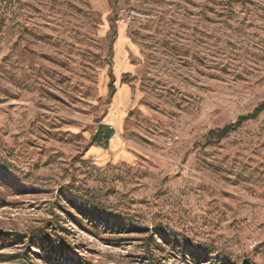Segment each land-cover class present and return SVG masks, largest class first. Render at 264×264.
Masks as SVG:
<instances>
[{
	"label": "rangeland",
	"instance_id": "rangeland-1",
	"mask_svg": "<svg viewBox=\"0 0 264 264\" xmlns=\"http://www.w3.org/2000/svg\"><path fill=\"white\" fill-rule=\"evenodd\" d=\"M95 1L0 0V264H264V0Z\"/></svg>",
	"mask_w": 264,
	"mask_h": 264
},
{
	"label": "trees",
	"instance_id": "trees-1",
	"mask_svg": "<svg viewBox=\"0 0 264 264\" xmlns=\"http://www.w3.org/2000/svg\"><path fill=\"white\" fill-rule=\"evenodd\" d=\"M264 109V103H262V105H260L255 111L254 113H251L249 115H246V116H241L238 120L237 123H235L234 125H228L226 126L224 129L220 130L217 134L219 136H224L226 135V133L230 130V129H233L237 126H240L245 120H249V119H252L254 118L258 112L262 111ZM105 128V125L102 127V129ZM108 129V133H107V137L108 139L113 135V129L110 128V127H107ZM101 132L99 131L98 134H100Z\"/></svg>",
	"mask_w": 264,
	"mask_h": 264
},
{
	"label": "crops",
	"instance_id": "crops-1",
	"mask_svg": "<svg viewBox=\"0 0 264 264\" xmlns=\"http://www.w3.org/2000/svg\"><path fill=\"white\" fill-rule=\"evenodd\" d=\"M88 2L90 3V5L92 6V0H88ZM95 5L96 6H103V7H107L108 5H109V2H108V0H96L95 1ZM125 36H126V34H125ZM119 37V36H118ZM118 39V38H117ZM127 46V49L129 50H131V52H133V49H131L129 46H128V44L126 45ZM130 52V51H129ZM116 54V53H115ZM133 66V64L132 63H130V68ZM130 68L129 69H126V70H123L122 71V73L124 72V71H128V70H130ZM122 73H121V75H122ZM118 77V76H117ZM121 86L122 85H127L128 87H129V89H130V95L132 94L131 93V88H130V86L128 85V84H123V83H121L120 84ZM119 88V87H118ZM118 88H117V90H116V92H115V94L117 93V91H118ZM114 97H115V95H114ZM108 124V123H107ZM114 128H116L115 126H114ZM117 129V128H116ZM115 129V130H116ZM118 133H117V130L116 131H114V135H113V137H112V139H111V141H113V139H114V137H115V135H117ZM96 149H99V150H101L100 148H95V150ZM98 154V153H97Z\"/></svg>",
	"mask_w": 264,
	"mask_h": 264
},
{
	"label": "built area",
	"instance_id": "built-area-1",
	"mask_svg": "<svg viewBox=\"0 0 264 264\" xmlns=\"http://www.w3.org/2000/svg\"><path fill=\"white\" fill-rule=\"evenodd\" d=\"M131 19H132V16L131 15H128V21H130Z\"/></svg>",
	"mask_w": 264,
	"mask_h": 264
}]
</instances>
